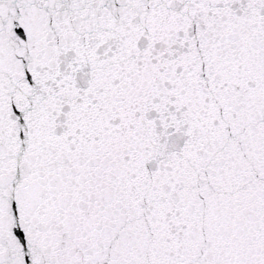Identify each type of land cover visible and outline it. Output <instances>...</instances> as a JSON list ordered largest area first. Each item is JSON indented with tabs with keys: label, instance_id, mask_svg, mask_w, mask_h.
I'll use <instances>...</instances> for the list:
<instances>
[{
	"label": "snow or ice",
	"instance_id": "1",
	"mask_svg": "<svg viewBox=\"0 0 264 264\" xmlns=\"http://www.w3.org/2000/svg\"><path fill=\"white\" fill-rule=\"evenodd\" d=\"M0 264H264V0H0Z\"/></svg>",
	"mask_w": 264,
	"mask_h": 264
}]
</instances>
